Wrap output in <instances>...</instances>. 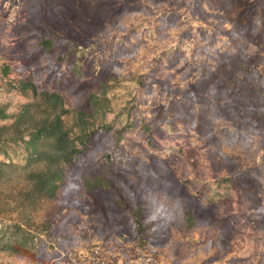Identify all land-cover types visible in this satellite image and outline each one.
<instances>
[{
	"label": "rangeland",
	"instance_id": "1",
	"mask_svg": "<svg viewBox=\"0 0 264 264\" xmlns=\"http://www.w3.org/2000/svg\"><path fill=\"white\" fill-rule=\"evenodd\" d=\"M32 87L91 138L54 198L0 182V264H264V0H0V126Z\"/></svg>",
	"mask_w": 264,
	"mask_h": 264
},
{
	"label": "trees",
	"instance_id": "2",
	"mask_svg": "<svg viewBox=\"0 0 264 264\" xmlns=\"http://www.w3.org/2000/svg\"><path fill=\"white\" fill-rule=\"evenodd\" d=\"M32 93L38 103L24 105L14 116L12 124L0 126V149L4 142L18 143L21 141L25 143L28 151V160L22 168L12 163H0V182L8 183L12 175L14 176L17 171L21 170L22 177H17V174L14 176L24 181L22 187L16 190L15 200L29 205L36 200L57 196L67 170L83 153L87 146L86 143L91 138V133L86 132L84 128L81 129L80 134H77L78 138H72V129H67L62 119L67 111L58 93L37 92L35 87H32ZM4 117V109L0 106V119ZM3 131H7L6 136H2ZM76 139H78V145L75 142ZM19 219L9 227L10 234L7 240H0V250L13 255L25 256L31 251L30 245L33 241L30 239L32 236L30 233L34 230L33 232L27 231L22 220ZM133 222L135 231L144 233L145 227L139 214L134 217ZM42 225L40 228L43 230L46 222ZM42 230H37L36 235L40 236ZM0 233L3 232L0 230ZM32 246L36 247V244ZM34 255L31 254L33 257Z\"/></svg>",
	"mask_w": 264,
	"mask_h": 264
}]
</instances>
